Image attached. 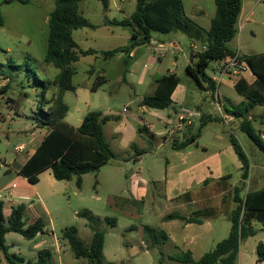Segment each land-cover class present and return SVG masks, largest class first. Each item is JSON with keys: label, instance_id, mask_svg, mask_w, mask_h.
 <instances>
[{"label": "rangeland", "instance_id": "rangeland-1", "mask_svg": "<svg viewBox=\"0 0 264 264\" xmlns=\"http://www.w3.org/2000/svg\"><path fill=\"white\" fill-rule=\"evenodd\" d=\"M108 1V10H105L101 0H82L79 3V13L97 28L79 29L73 33V38L81 50L95 49L100 53L81 56L73 64V85L77 90L66 92L64 101L69 106L65 122L71 125L82 124L89 112H100L103 117H108L104 132L114 157L98 173L85 175L81 188H78L76 178L58 181L51 171L42 178L40 189L45 196L49 215L41 207H37V212L47 222V230H53L63 244L62 254H53L52 264H89L85 259H77L68 242L62 239L66 228L76 227L79 238L86 245L91 243L94 231L88 219L81 216L84 212L93 217L95 229L105 234L104 254L107 264H185L176 260V257L188 251L187 247L167 242L160 250V246L154 247L147 241L143 232L145 226L166 231L180 240L203 237L202 246L190 247L194 259L198 261L226 239L231 231V214L236 208L232 200L233 187L241 184L243 173L241 162L231 145L232 135L239 141L250 164L249 179L243 195L264 188V151L241 130L243 118L229 120L225 114V108L233 109L245 101L244 96L235 89L238 80L244 77L252 82L255 77L249 70L220 83L219 102L217 94L207 82H203L200 87L187 73L185 55H190L191 49L189 38L183 32L168 35L154 33L152 37L159 41L135 47L136 57L135 60L130 59V65H127L124 54L105 58L101 52L124 47L131 42L130 29L105 25V22L131 18L137 5V0ZM183 2L188 17H197L195 21L198 24L210 26L216 11L214 0ZM245 3L247 10L238 22V34L229 43V48L238 52L241 58L264 54V0H245ZM55 6L56 0H17L12 3L0 0L4 20L0 26V63L23 66L13 72L10 83L0 76V173L6 169L5 162L10 165L17 159V146H28L32 139L31 133L37 127L34 115L44 108L43 88L40 83L37 85L36 74L40 79L53 81L59 72L45 62L49 18ZM200 6L204 9V16H198ZM171 44L176 48L171 47ZM161 57L162 61L159 59ZM150 58H154L155 63H149ZM206 74L212 79L219 78L218 63L208 62ZM141 76H145L144 84ZM165 76L172 78L165 83L160 82ZM101 78L105 82L100 83ZM8 84L10 87L7 89ZM52 90L47 98L52 96ZM157 92L175 93V101L172 99V105L165 110L142 105L146 96ZM143 108L146 113H143ZM180 109L200 115L193 120L194 134L200 132L201 136L197 145L189 150L190 156H186L188 150L173 149L174 141L182 136L178 132ZM176 112L178 114L173 116ZM203 115L217 120L204 124ZM247 118L264 139V106L251 110ZM193 120H184L182 131L187 133ZM126 124L127 128L132 129L130 132H123ZM150 124L153 125L152 130ZM38 129L37 137L42 139L48 131ZM140 151L143 153L138 156ZM183 155L186 156V166L183 164ZM205 161L209 166L221 162V173L230 174V187L225 184L226 180L214 186L207 185L198 191L200 197L197 198V204L188 209H175L178 202L171 204L166 199L164 180L170 168L169 163L174 166L171 176L179 179L181 175L186 176L184 171H187V167ZM139 171L150 181V193L154 192L156 202L149 200L147 204L139 202L136 205L134 202L132 205L125 202L124 198H128L130 189L128 177ZM223 192L226 193L222 195ZM195 195L191 193L186 197L194 198ZM209 208L215 209L218 215L209 221L210 226L194 224L184 229L180 220H162L163 216L171 212H185L191 216L194 209ZM5 218V224L9 225V217ZM31 220V215L25 216L26 226ZM255 227L257 234L241 244L237 264H258L257 247L264 243V230L259 224ZM142 240L146 242L144 246H141ZM31 243V240L18 233L7 235L11 254L35 262L38 254L30 252ZM0 264L8 262L1 257Z\"/></svg>", "mask_w": 264, "mask_h": 264}, {"label": "trees", "instance_id": "trees-1", "mask_svg": "<svg viewBox=\"0 0 264 264\" xmlns=\"http://www.w3.org/2000/svg\"><path fill=\"white\" fill-rule=\"evenodd\" d=\"M17 0H4L12 3ZM82 0H56V6L49 18V36L45 62L54 66L59 72L53 81L43 80L36 74L37 85L43 88L44 108L34 115L38 128L47 129L48 133L36 149L34 155L22 166L19 173L27 178L31 184L39 182V175L51 170L58 181H71L76 178L78 188L82 187L83 177L90 173H97L114 157L110 143L107 141L104 125L108 117H103L100 112H89L78 128L67 124L64 120L69 112V106L64 101L66 92H75L73 85L75 69L73 64L81 56L99 54L95 49L81 50L73 38V33L83 28L96 29L79 13V3ZM105 10H108L109 1L101 0ZM216 14L211 21L209 30L200 27L185 12L183 0H137L136 11L129 19L107 20L105 25H114L128 28L131 31L130 44L114 50L101 52L105 58H113L119 54L126 55V63L130 65L131 52L135 47L150 43L154 33L168 35L174 32L185 33L191 41L202 44V49L194 52V63L186 67L187 73L200 86L207 82L213 91L216 82L206 74V65L210 61L220 62L236 55L229 48V43L238 34V19L242 10V0H214ZM4 24L0 10V26ZM241 58V56H240ZM250 63V71L255 77L249 83L241 77L235 85L239 94L245 101L233 109L225 108L226 114L235 118H243L241 130L264 151V139L253 127L247 114L259 106H264V54L241 58ZM22 65H6L0 63V76L10 83L13 72L22 69ZM172 76H165L160 82L170 81ZM174 78V77H173ZM105 82L104 78L100 83ZM7 89L10 85H6ZM6 88V87H4ZM54 88V90H52ZM7 89H4L7 91ZM52 90V96L47 94ZM143 106L165 110L172 105L171 94L157 92L155 95L146 96ZM204 117V116H203ZM205 120V121H204ZM215 121L217 118L204 117L203 123ZM200 132L187 133L185 141L174 142L173 148L183 150L195 144L200 137ZM231 145L242 163L241 184L233 189V202L236 208L232 211V227L226 239L219 242L215 248L205 253L198 261L194 259L192 251L183 252L176 260L185 264H237L240 247L247 238L255 236L258 232L255 225L259 224L264 230V188L254 192H247L246 182L249 179L250 164L242 146L237 138L231 136ZM228 178V177H227ZM227 178H224L225 180ZM4 202L0 201V251L8 264H52V253L49 250L38 252L37 261H26L9 252L7 234L14 232L21 234L28 240L35 239L39 234H47V225L39 218L34 223L26 226L24 217L26 205L20 204L13 207L9 216V225H6ZM94 231L92 243L86 245L78 236L76 227L66 228L63 240H66L77 259H85L89 264H107L104 254L105 234L93 226L94 219L84 212ZM218 215L213 208L200 209L191 216L172 213L165 220H180L185 224H203L205 220L216 218ZM116 221L113 220V224ZM143 232L150 245L162 246L169 237L165 231H158L153 227L145 226ZM257 263L264 264V243L257 247Z\"/></svg>", "mask_w": 264, "mask_h": 264}, {"label": "crops", "instance_id": "crops-1", "mask_svg": "<svg viewBox=\"0 0 264 264\" xmlns=\"http://www.w3.org/2000/svg\"><path fill=\"white\" fill-rule=\"evenodd\" d=\"M246 10L247 9H246L245 0H242V10H241V14L239 16L238 22H240V19L244 16V14L246 13ZM215 14H216V11H215ZM204 15H205L204 9L200 6L198 16H204ZM214 16L211 18V21L214 18ZM196 18L197 17H194L191 19L195 21ZM198 25L205 30H209L211 27V24H210V26L209 25L202 26L200 24H198ZM159 39H161V38H159ZM157 41H159V40L152 37L150 44L154 43V42L156 43ZM143 46H145V45H143ZM172 46L176 48V46L174 44H171V47ZM189 47L191 49L190 55L184 54L186 67H187V65L192 64L191 60H192V58H194L193 53L201 50L202 44H200L197 41H191L189 39ZM135 53H136V50H133L130 54V56L132 57L131 58L132 60L136 57ZM125 57H126V55H125ZM162 58L163 57L159 58L160 61H162ZM134 63H135V61H134ZM149 63H151V64L155 63V59L150 58ZM176 65H177V63H176ZM177 69H178V66H177ZM141 82H143V84H144L145 76H141ZM252 82L249 81V83H252ZM174 94L175 93H173L171 95V98L175 101V95ZM142 111H143V113L147 112L144 108L142 109ZM191 112H194V111H191ZM194 113H198V112H194ZM176 114H178V112L173 114V116ZM18 115L21 116V114H18ZM23 116H25V115H23ZM228 118H229V120H234L233 116L230 117L229 115H226V119H228ZM193 119H196V118H192V120ZM67 124H69V123H67ZM190 124H191V126L189 127V130L187 131V133L194 132V130H195L194 120L191 121ZM69 125L74 127V128H78L81 126V124H79L78 126H74L71 124H69ZM126 126H127V124L125 125V129L123 132H130L132 129H129ZM150 128H151V130L153 129L152 124H150ZM183 129H184V127L182 129L178 128V132L182 135L178 139L179 143L185 141V139H186L187 133L182 131ZM38 130L47 131V129H45V128H43V129L39 128ZM33 131L34 132L31 133L32 139L29 141L28 146L20 145L24 148V150L20 153H17V154H19V155H17V159L14 160V162L11 163L10 165H8L5 162L6 169L4 172L0 173V201H3L4 205H5V208H4L5 217L10 216L11 210L13 207H16L20 204H25L26 205L25 216L31 215V217H32L30 224L34 223L37 219L40 218V216L38 214L39 212H37V207H41L43 209V211L49 215L48 206L45 204V200H44L45 196H44L42 190L40 189V184L42 182V178L44 177V175L47 174L49 171H51L49 169V170L42 172L39 175V182L36 184L29 183L27 178H25L24 176H22L19 173L22 166H24V164L34 155L36 149L38 148V146L41 144V142L44 139V136L42 139H39V137H37V127ZM263 136H264V133H263ZM128 141H129V139L127 138V142ZM197 143L198 142H196L195 144L191 145L190 147H188L186 149H183V150H188L186 153V156H190L191 151H189V150L193 146L197 145ZM232 148H233V146H232ZM175 150H177V149H175ZM142 153H143V151H140L139 153H137V155L140 156V155H142ZM221 155H222V152H221L220 156ZM186 156L183 155L184 166H186V161H185ZM220 165H221V162L216 163L214 166H209L208 163H206V161L201 162V163H197L196 165H191V167H187V171H184L186 176L181 175V177L179 179H177L176 177L171 176L172 175L171 173L174 169V166H173V164L169 163L170 168L168 169L167 176L164 180L165 181V190H166V199H167L168 203L177 204V202H178V206H174L175 209H179V208L181 209L183 207L188 209V207H191V205L197 204V202H198L197 198L200 197V195H198L199 190H203L205 187H207V185L214 186L215 184H217L219 182L222 183V181L225 180L224 178L230 177V174H222L221 173ZM240 165H241V169H242V163H240ZM52 175H53V173H52ZM128 182H129L130 189H128V198L127 197L124 198L126 203H129L132 205V203L134 202L136 205L139 202L140 203L146 202V204H147V202L149 200L156 202V200L154 199V192L150 193L151 183L149 180H147L145 177H143L141 175V171L137 172L136 174L135 173L130 174V176L128 177ZM225 184L229 185V187H230L228 178L226 179ZM233 189H234V187H233ZM191 193L196 194L195 197L194 198H192V197L187 198L186 196L191 194ZM225 193L226 192H223L222 195H224ZM227 194H228V192H227ZM197 210H199V209H197ZM197 210L194 209V210H192V212H195ZM172 213H178V212H171L168 215H170ZM168 215L163 216V218H162L163 222L178 221V220H171V221L165 220V217ZM181 215L189 216L185 212H183V214H181ZM24 219H25V217H24ZM210 220H205L203 224H197V225H199L201 227L202 226H210V222H209ZM50 223L52 225L51 221H50ZM45 224L47 225V222H45ZM183 224H184V229H188L189 227L194 225V224H185L184 222H183ZM166 234L169 237V240L167 242H171L174 246L175 245H179V246L184 245L185 247L188 248L187 250L192 251V253H193V250L190 247L202 246V242L204 240L203 237H196V236L195 237L193 236L191 239L186 237V239L183 238V240L182 239L180 240L179 238H173L172 234H170L168 232H166ZM194 235H197V234H194ZM93 236H94V233H93ZM6 240H7V236H6ZM92 240H93V237H92ZM92 240H91V243H92ZM31 242H32L31 246H30V252L31 253L38 254V252H40L41 250H49V251H51L52 256H53V254H56V255L62 254L63 248H61V246L63 244H61L59 237H56L55 232L53 230L51 232H48L47 234H39L35 239L31 240ZM145 243L146 242L144 240H142L141 246H144ZM159 249L161 250V246L159 247ZM1 257H3V254L0 251V258Z\"/></svg>", "mask_w": 264, "mask_h": 264}, {"label": "built area", "instance_id": "built-area-1", "mask_svg": "<svg viewBox=\"0 0 264 264\" xmlns=\"http://www.w3.org/2000/svg\"><path fill=\"white\" fill-rule=\"evenodd\" d=\"M250 70V66L248 65L247 61H243L240 58L239 53H236L234 56H230L223 61L218 62V71H219V78L214 77L213 80L216 82V90L214 91L217 94V99L220 102L219 97V85L220 83L229 80L231 77L240 76L242 73ZM198 113H194L188 110L181 109L180 113L178 114L180 123L178 124V128L182 129L184 127V120L192 119L195 117H199ZM24 150L22 146L16 147V152L20 153Z\"/></svg>", "mask_w": 264, "mask_h": 264}, {"label": "water", "instance_id": "water-1", "mask_svg": "<svg viewBox=\"0 0 264 264\" xmlns=\"http://www.w3.org/2000/svg\"><path fill=\"white\" fill-rule=\"evenodd\" d=\"M191 63L193 64L194 63V59L192 58V60H191ZM248 63V65L250 66V63L249 62H247Z\"/></svg>", "mask_w": 264, "mask_h": 264}]
</instances>
